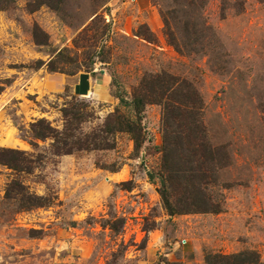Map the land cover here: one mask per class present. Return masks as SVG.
I'll list each match as a JSON object with an SVG mask.
<instances>
[{"label": "rangeland", "instance_id": "374dc122", "mask_svg": "<svg viewBox=\"0 0 264 264\" xmlns=\"http://www.w3.org/2000/svg\"><path fill=\"white\" fill-rule=\"evenodd\" d=\"M99 73L109 98L82 97L77 82ZM160 74L202 101L217 213L170 215L162 201L161 107L133 106ZM68 107L84 133L118 112L142 138L62 157L50 140L30 146V124L60 130ZM0 148L42 156L28 175L0 165V264H264V0H0ZM13 179L52 204L18 212Z\"/></svg>", "mask_w": 264, "mask_h": 264}, {"label": "trees", "instance_id": "16d2710c", "mask_svg": "<svg viewBox=\"0 0 264 264\" xmlns=\"http://www.w3.org/2000/svg\"><path fill=\"white\" fill-rule=\"evenodd\" d=\"M185 84L166 74L149 75L134 90L133 106L138 114L146 105L161 107V198L170 215L217 213L220 204L208 194V188L214 185V170L219 167L221 159L206 141L201 121L202 101L197 92ZM80 110L73 107L62 109L60 130L44 119L31 123L30 146L36 147V141L50 140L49 151L54 157L107 151L114 149L113 137L120 133H128L135 147L138 146L142 138L139 123L129 122L116 112L106 118L101 127L84 133L80 128L86 119ZM41 158V155L33 157L24 151L0 148V165L16 174H30L41 163ZM4 199L14 202L18 212L48 207L53 201L29 193L17 179L7 184ZM31 234L37 233L32 231ZM240 257L217 258L227 264H246ZM209 259L207 257L206 262L209 263Z\"/></svg>", "mask_w": 264, "mask_h": 264}, {"label": "crops", "instance_id": "0c3cea01", "mask_svg": "<svg viewBox=\"0 0 264 264\" xmlns=\"http://www.w3.org/2000/svg\"><path fill=\"white\" fill-rule=\"evenodd\" d=\"M76 88L82 97H85L89 94L92 97H97L98 99L102 100L109 98V94L107 92L109 89V83L107 82L105 75H101V73H99L96 77L91 76L88 78V80L77 82Z\"/></svg>", "mask_w": 264, "mask_h": 264}]
</instances>
